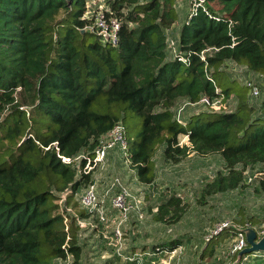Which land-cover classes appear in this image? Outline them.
<instances>
[{"label":"trees","instance_id":"trees-1","mask_svg":"<svg viewBox=\"0 0 264 264\" xmlns=\"http://www.w3.org/2000/svg\"><path fill=\"white\" fill-rule=\"evenodd\" d=\"M89 2L0 0V264L69 257L80 264L79 221L91 216L77 197L94 177L83 173L85 162L66 164L59 155L93 156L117 124L127 130L141 122L125 157L144 185L156 181L162 144L171 164L191 153L222 156L224 170L202 198L243 188L245 172L264 167V118L254 116L246 85L235 111L196 112L185 121L177 118L182 105L176 109L179 101L229 98L238 88L225 81L231 64L258 74L264 92V0H206L210 14L194 13V0H104L122 23L116 47L88 29ZM180 2L188 15L172 45L169 32L186 13ZM162 197L155 220L180 222L183 198ZM181 246L176 239L156 250ZM250 254L244 264H254L258 255Z\"/></svg>","mask_w":264,"mask_h":264},{"label":"rangeland","instance_id":"rangeland-1","mask_svg":"<svg viewBox=\"0 0 264 264\" xmlns=\"http://www.w3.org/2000/svg\"><path fill=\"white\" fill-rule=\"evenodd\" d=\"M93 1V10H96L97 7L100 9L105 7V2H100L101 0ZM184 1L188 2L189 0ZM216 9H220V6H216ZM180 10L182 12V7ZM187 15V11L183 13V17L180 15L181 25L177 26V30L173 29L169 32L172 45V40L175 41L178 37L180 27L186 21ZM223 69L225 70V81H235L238 87L234 89V93L229 98L222 102L225 106L223 108L224 111L236 110L241 100L240 97L243 96L240 88L246 87L247 81L255 82L263 91V83L258 74L249 72L246 68L235 64L225 66ZM245 95L246 100L258 108L254 116L264 118V111L259 109L264 101V92L260 98L252 97L249 90H247ZM179 102L183 103V101ZM181 104L176 106V109L180 108ZM188 107L197 112L210 110L202 105L186 106L185 114L188 111ZM184 113L183 115H185ZM140 130L141 122H137L134 126L129 123L126 130L128 140L135 139ZM164 150L165 145H160L154 157L158 179L153 185H144L139 182L136 172L125 157L124 151L119 147L117 151H120V155L119 153L115 155V158L119 157V167L114 165L110 167L106 159L103 170L98 167L93 169L97 175L96 178H100L103 172H107L108 176L111 175L113 178L118 177L125 188L130 191L133 198L140 202V209L143 214V218L140 219L139 214L133 212L129 216L128 221L121 226L120 230L123 233L122 255L116 253L117 257H114L119 260L117 262L115 260L110 264H151L150 259L145 257L143 253L148 250H156L157 247H162V245L176 239L182 242L180 255L178 257L177 254L174 257L166 255V257L162 258L161 263L156 262L155 264H236L235 261L239 259V254L231 255L229 248L234 244L233 241L238 230L244 231L248 242L254 237L253 231H264V167L249 168L245 172L246 180L243 188L202 198L206 185L216 178L219 171L224 170L225 162L222 156L218 153L212 154L198 161L188 156L179 164L164 166L161 160V157L164 159ZM174 166L181 167V169L172 168ZM165 172L168 173L167 176L163 174ZM252 174H256L257 177L254 181L249 182L248 179ZM113 178H109V182ZM155 193L156 196H159V199L157 198V200L155 199L153 203L149 204ZM176 193L187 204V212L178 223L157 222L154 218L157 209L154 206L162 202L163 194L167 196V194L173 195ZM62 197V201L59 202L61 204L64 202L66 195H62ZM80 197L78 195L77 198L80 200ZM151 205L156 209H154L155 211H152L153 207ZM107 213H109V210ZM118 216L117 213L116 216L111 218L110 222L107 221L106 223H101L97 220L100 224H104L107 232H109V236L106 235L108 241L113 238L118 225ZM89 218L90 220L94 219V217ZM84 223H79L81 231V233L79 232V245L83 249L80 264H105L108 259H115L113 257L109 258V254L105 249L96 248V241L90 238V233L85 234L82 232L88 227ZM108 225L111 228H107ZM115 248L117 249V246H114ZM126 248H130L128 255L124 253ZM254 254L258 256L256 259L251 256L250 262L254 264L264 263V250L253 252L250 255ZM130 258H135V261H131ZM73 262V258L69 257L67 260H56L54 264H73Z\"/></svg>","mask_w":264,"mask_h":264},{"label":"built area","instance_id":"built-area-1","mask_svg":"<svg viewBox=\"0 0 264 264\" xmlns=\"http://www.w3.org/2000/svg\"><path fill=\"white\" fill-rule=\"evenodd\" d=\"M194 13H197V10L202 7L207 14H210L207 9L205 8L206 0H194ZM93 0L87 5V12L85 17L92 21V24L88 29L92 32L97 33V35L102 39L104 43H110L112 46L116 47L119 44V32L122 27L121 21L114 17L113 15L107 14L106 5L103 9L99 7L96 10H93ZM100 2H104L101 0ZM211 18H213L211 16ZM210 51L206 50L202 52V59L205 60L206 52ZM238 66V65H236ZM249 89V92L252 97L260 98L263 96V91L261 90L260 86L257 85L255 82L247 81L245 84ZM218 93L219 90L217 89ZM224 101V97L220 96L216 99H211L208 96L202 97V99L196 103L186 102L183 104L178 110L177 118L181 119L183 116L184 110L186 106H195V105H202L210 110L213 111H224L225 108L222 102ZM115 147H120L125 156H127V149H128V139L126 135L125 127L122 124H117L112 130H110L107 134L103 135L99 139V144L94 151L93 156L88 154L79 155L75 159H71L62 155L59 157L62 159L63 162L66 164H72L78 162L80 165L81 163L85 162L83 167V173L89 174L93 173L94 182H92L80 195V203L84 209H86L91 217H96L97 220L101 223H106L108 221V213L109 209L114 210L118 213V225L115 229L113 238L110 240V245L117 246L116 252L119 255H122V241H123V233L121 232L120 228L123 224H125L129 216L133 212H137L139 214V218H143V214L141 213L140 202L133 198L130 191L125 188V186L121 183L118 177H114L109 183L105 191L102 195H99L98 192V185L100 182V178H96V174L93 171L94 168L98 167L101 170L105 168L106 159L108 153L111 149ZM256 174H252L248 181L252 182L256 179ZM117 189V190H116ZM110 200V202H109ZM110 203V207L107 204ZM82 221H79L81 223ZM253 235L256 237V242L259 243L264 239V231H253ZM234 244L230 246V254L236 255L239 254L238 260H236V264H244L247 260L246 250L251 247L250 243L246 240V236L244 231H239L236 234V238L233 241ZM248 247V248H247ZM180 249L173 250L171 252L164 251L166 255L174 257L177 254V257L182 252L181 247ZM161 252V251H160ZM244 253V254H243ZM242 256V257H241ZM256 256V255H254ZM241 258V259H240ZM131 261H135V258H130ZM180 261V259H179ZM235 264V263H233Z\"/></svg>","mask_w":264,"mask_h":264},{"label":"crops","instance_id":"crops-1","mask_svg":"<svg viewBox=\"0 0 264 264\" xmlns=\"http://www.w3.org/2000/svg\"><path fill=\"white\" fill-rule=\"evenodd\" d=\"M180 5V8L182 7V11H186L187 10V6L185 5V3L184 2H182V3H180L179 4ZM184 103V102H183ZM181 103H179L178 104V106L180 105ZM182 105V104H181ZM197 111H193L190 107H188V111H187V113L185 114V115H183V117H184V120L185 121H189V119H190V117L191 116H193L194 115V113H196ZM183 143H185V144H187V145H189L190 143H189V141H188V138L187 137H185L183 140ZM117 148L118 147H115L114 148V150H111V151H109V153H108V156H107V163H108V165L111 167L112 165H114V166H117V167H119L118 166V158L119 157H117V158H115V155L117 154V153H119V155H120V151H117ZM120 148V147H119ZM119 150V149H118ZM118 155V156H119ZM192 155H193V157H192ZM189 158H193V160H203L205 157H201V156H199V155H196L195 153H193V154H191V156L189 155ZM161 160H162V162H163V165L164 166H172V164L171 163H167V162H165L164 161V159L161 157ZM196 163V162H195ZM173 165H175V164H173ZM162 168V167H161ZM172 168H174V169H181V167H176V166H174V167H172ZM171 168V169H172ZM163 169V168H162ZM173 170V169H172ZM163 174H165L166 176H167V172H165V173H163ZM176 176H178V175H176ZM111 178H113L111 175L110 176H108V173L107 172H103V174L102 175H100V182H99V185H98V192H99V195H102L103 194V192L105 191V189L107 188V186H108V183H109V180ZM109 179V180H108ZM157 179H158V174L156 173V181H155V183L157 182ZM179 180V179H178ZM175 182V181H174ZM170 185V184H169ZM173 185V184H172ZM175 186V185H174ZM139 188H140V186H139ZM157 198L159 199V196H156V193H155V196L154 197H152V199L150 200V202H149V204H151V203H153L154 201L153 200H157ZM158 205H159V203H158ZM158 205H155L154 207H156V209H157V206ZM107 206H109L110 207V203H108L107 204ZM152 206V205H151ZM144 207V206H143ZM153 207V206H152ZM152 208V211L155 209V208ZM155 209V210H156ZM154 210V211H155ZM109 215H108V222H110V220H111V218L113 217V216H116L117 215V213L114 211V210H111V209H109V213H108ZM82 222H85L87 225H88V227H87V229H84V230H82V232L83 233H90L89 235H90V238L91 239H94V241H96V248H98V249H105L106 250V252L109 254V258H115V259H108V261H106L107 263H105V264H110V263H113L115 260H116V262H117V260H119L118 258H116L117 257V255H116V248L114 249V246H111L110 245V241H108V239L106 238V235L107 236H109L108 234H109V232H107V229H106V227H105V225L104 224H100L98 221H97V218H95L94 217V219H92V220H90V218H88V219H85V220H83ZM84 223V224H85ZM94 226V227H93ZM107 228H111V226L110 225H108V227ZM90 230V231H89ZM91 231H93V233H91ZM80 233H81V231H80ZM110 240V239H109ZM108 245V246H107ZM130 248H126L125 250H124V253L126 254L127 253V255L129 254V252H130V250H129ZM82 251H83V249H82ZM112 252V253H111ZM144 255H145V257H148L149 259H150V261H151V264H155L156 262L157 263H161V261H162V258H164V257H166V254L164 253V251H161L160 253H158L157 252V250H148V251H146V252H144L143 253ZM148 254H149V256H148ZM105 256V255H104ZM103 256V257H104ZM114 256H116V257H114ZM106 257V256H105Z\"/></svg>","mask_w":264,"mask_h":264},{"label":"water","instance_id":"water-1","mask_svg":"<svg viewBox=\"0 0 264 264\" xmlns=\"http://www.w3.org/2000/svg\"><path fill=\"white\" fill-rule=\"evenodd\" d=\"M256 237L254 236L253 239L250 240L251 247L246 250V253H253V252H259L264 250V239L260 241L259 243L255 242Z\"/></svg>","mask_w":264,"mask_h":264}]
</instances>
